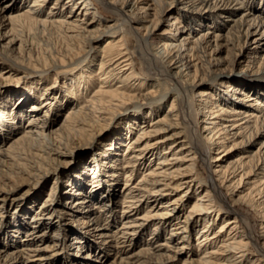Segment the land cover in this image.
Returning a JSON list of instances; mask_svg holds the SVG:
<instances>
[{
    "label": "bare ground",
    "instance_id": "bare-ground-1",
    "mask_svg": "<svg viewBox=\"0 0 264 264\" xmlns=\"http://www.w3.org/2000/svg\"><path fill=\"white\" fill-rule=\"evenodd\" d=\"M44 1L23 0L12 8L7 6L5 30L0 32L4 40L0 58L12 57L25 67L22 73H40L39 77H23L12 69L7 71L10 73L5 79L15 87L12 93L22 90L16 102L24 95L23 101L29 100V104L28 110L21 109L23 101L13 108L15 103L8 105L12 97L2 95L0 129L12 126L13 132L18 117L38 108L44 111L42 115H28L12 141L0 150V164L4 158L12 161L7 168L14 179L9 192L15 190L18 177L36 183L59 163L66 167L70 161L62 157L68 155L79 163L65 185L72 195H84L79 203H90L88 210L102 209L105 215L109 211L102 204L95 206L99 196L109 190L104 188L107 184L102 176L109 175L107 181H115L112 163L121 155L123 166L129 170L123 174L120 194L122 238L138 234L149 224L150 233L165 230L166 223L170 228L161 241L152 246L155 240L149 235L150 239L137 250L136 255L147 259L128 255L120 262L152 264L148 256H158L160 253L152 250L156 248L165 249L167 258L181 255V264H264V97L253 96L255 91L250 89H264V85L246 78L250 75L232 76L236 74L234 68L225 67L224 61V67L219 63L216 70L213 68L218 61L216 52L224 46L230 45L238 57L250 49L254 54L259 50L264 43V0H95L115 16L104 27L95 15L99 8L94 0H66L70 8L63 0H54L59 8L53 14V6L43 11ZM141 3L152 9L146 24L142 18L130 15L142 8L138 7ZM89 8L95 12L88 14ZM174 8L177 12L172 11ZM159 25L163 28L158 32ZM103 33L107 36L89 54L90 40ZM39 38L45 43L41 44ZM154 41L157 46L151 51ZM167 93L169 98L162 101ZM250 101L259 108L252 109ZM55 108L63 111L59 124L52 127L54 118L47 119V112ZM102 136L106 138L100 139ZM94 145L96 151L82 159ZM120 146L122 151L118 153ZM34 148H38L36 153L32 152ZM212 149L217 154H210L208 159ZM22 153L28 157L32 154L33 161H26ZM184 157L190 162L186 170L189 180L181 183L189 186L194 181V192L200 187L198 162L202 160L209 169L205 180L213 206L198 202L199 197L209 195L207 188L195 194L194 200L175 192L181 186L173 181L178 166L170 169L169 161ZM211 164H215L213 172ZM103 165L111 173H106ZM133 171L141 172L136 181ZM2 179L8 177L1 175ZM112 195L106 192L101 200L111 201ZM53 197L50 191L38 208L39 215L48 209L45 214L49 217L55 214L57 210L51 208ZM243 204L260 217L259 234L250 231ZM99 222L98 215H87L83 221L96 229L102 226ZM216 222L219 225L213 229ZM240 228H245L240 230L243 234L234 237ZM18 231L14 225L13 232ZM25 232L30 239L33 231ZM190 233L195 240L191 248ZM100 236L111 235L101 232ZM73 238L79 247L82 236ZM106 240L103 244L109 252L116 254L125 248ZM130 240L124 238L123 242ZM252 247L257 255L249 262L247 255L242 257ZM25 250L31 249L24 245L13 250L15 255L10 259L22 257L28 253ZM258 257L262 259L259 263Z\"/></svg>",
    "mask_w": 264,
    "mask_h": 264
},
{
    "label": "rangeland",
    "instance_id": "rangeland-1",
    "mask_svg": "<svg viewBox=\"0 0 264 264\" xmlns=\"http://www.w3.org/2000/svg\"><path fill=\"white\" fill-rule=\"evenodd\" d=\"M22 1L23 0H0V32L5 30V27L3 28V26L6 23L4 17L7 12V6L12 5V8L13 6H15V4L20 5ZM30 1L31 0H26V3H29ZM94 2L96 3L97 8H99L98 12L95 15L102 20L103 27L113 22L112 20L115 18V16L112 13L107 12L102 4L96 2L95 0ZM42 3V9L45 12H48L50 10V6H53V8L51 9L52 14L56 12L57 8H59V5H54V0H45ZM63 4L66 8H70L71 6L69 5V3H66V0H63ZM138 7L142 8L133 10V12H131L130 14L131 17L142 18L145 24L149 23L148 20L150 19V14L152 12L151 6L141 3ZM172 11L177 12V9L174 8ZM91 12H95V9L89 8L88 14H90ZM159 28L160 29L158 30V32L162 31L163 26L159 25ZM36 35L38 36V34ZM105 36H107V34L103 33L98 38L90 40V47H92V49H90L89 54L94 51L93 46H96L99 41ZM39 40V42L41 43L42 39L39 38ZM44 41H42V43ZM3 42L4 40H2V37H0V44H2ZM156 46L157 41H154L151 46V51H154L156 49ZM252 47H254V45H252ZM86 50H88V48ZM218 50L215 56L218 61H213L214 70L217 69L219 63V67L231 66L236 72V74H232V76L245 77V75H250V77L246 78H249L250 80L254 81H260L261 84L264 85V43L261 45V47L255 54L251 53L252 49H250L249 53L245 54L242 57L236 56L235 50L230 45L224 46L222 50ZM142 51H144L143 48ZM221 61L225 62L224 66H221ZM22 68L25 67L20 66L17 62L12 59V57L7 58L6 56H3L0 58V102L1 96L8 94L9 97H12V100L8 103V105L12 106V103H15L13 108L18 105V102L23 101L24 95L20 100H18V102H16L17 96L20 95L22 90H19V92L18 90H16L14 91V93H12V90L15 88L14 84L11 81L8 82V78L5 79V76H7L8 73L11 72L10 69H12V71L14 70L13 73L17 76H40V73H22ZM8 70H10V72H7ZM170 88H173V86H170ZM250 89L252 91H255L253 93V96H257L259 98H261V96L264 97V89L258 90L257 86H251ZM16 92L17 94L14 95ZM247 92L251 93V91L249 90ZM169 94L170 93H167L165 97H163L161 100L165 101L167 98H169ZM249 95L251 96L252 94ZM39 98L40 96L38 97V99ZM40 102L41 101L38 100V102L36 103L39 104ZM28 104L29 100L23 101L21 104V109L28 110ZM250 105L252 106V109L259 108L253 105V101L252 103L250 101ZM141 110L144 109H138V111H140V114H143V111ZM62 111L63 108L59 109V111L55 108L49 109V111L47 112V119H51V117L54 118V124L52 127L59 124L62 116ZM254 111L257 112L258 110ZM43 112V108H38L32 114H28V112H26L25 115L18 117V119H16L18 124L14 127L13 132L12 126V128L4 127V129L2 127V129H0V150L5 148L12 141V139L14 138V133H16L17 131V128H21V125L25 124L28 115H33L34 113L42 115ZM194 113H197V110L194 109ZM161 114L162 113H160V115ZM196 117L199 123H201V114L198 113ZM6 125L8 126V124ZM206 133L207 132L202 133L201 136H204ZM105 138L106 136H102L100 139ZM96 147V145L92 146L91 149H89L83 154L82 159L86 160V157L96 151L94 150ZM36 149L38 148L32 149V152L36 153ZM118 149V153H121L122 147L120 146V148L118 147ZM210 154H217V150L215 151L212 149L208 153V159H210ZM22 155L20 156L25 158L27 156L26 161H28L29 163L33 161L31 157L32 154L29 157L28 155H25V153H22ZM64 158H67V160L70 161V164L65 167L62 163H59L60 165L57 169H50L48 174L37 180L36 183H34L32 180H23L21 179V177H18V181H16L15 183V190L11 193L8 189L9 185L14 184V179L7 174V168L12 163V161H9L6 158L3 159V164H0V264H109L113 263V261L114 264H124L119 260L120 258H122V260L126 261L127 257L129 258L128 255H135L134 257L140 258V260L147 259L145 256L136 255L137 250L142 247L144 241H148L150 239L149 235H151V237L153 236L151 240H155V242L153 241L152 246L156 244L157 241H161L163 237L167 235V232L170 228V224H165V230L158 229L157 231H153L152 233H150L152 230V226L149 224L138 234L126 236L124 235L125 239L129 238L131 240L127 241L126 243L123 242V234L120 233L121 231L119 232V227L121 225L120 219L123 217V214L121 213L122 203L120 194L124 186L123 174L129 173V170L123 166L124 162L121 160V155L120 159L114 160V162L112 163L114 164V175H117L115 181H107V179L110 177L109 175L102 176V179H106V182L103 183L107 184V186L104 185V188H109V190L105 191L102 196L104 197L106 195V192L113 193L112 200L102 201V196H99V198L96 200L97 203L95 204L96 207H99L100 204H102L103 208L109 211L107 214H105L106 216L103 214L102 209H94L91 211L88 210L90 207V203L88 204V202L79 203V201L83 202V200L85 199L84 195L71 194V191H69V187L65 185V181L68 178V175H72V172L78 169L77 165L79 162L77 163L74 158H70L68 155H63L62 160L65 161ZM73 159L75 160V162ZM104 160L107 161L106 159ZM169 162L170 164L168 165V167L170 166V169H175V167L178 166L177 171L174 172L175 176L173 178V181L177 183L180 182L181 186L178 190H175V192H183V195H185L186 199H191L192 197V200H194L196 199L195 194L197 195L198 192H203L204 188H207L209 195L207 197H199L198 202L213 206L214 201L210 202L208 199L209 197H211L212 193L209 190L210 188L207 187L208 183L205 180L209 169L202 162V160L198 162L199 171L202 174V179L198 181V185L200 187L195 192L194 189L197 185L194 184V181H192L189 186H187V183H181L182 181L189 180V173L186 171L187 169H189V158L184 157V159L182 160L175 159L172 161L170 160ZM214 165L215 164H211L210 167V171L212 172L213 170H215ZM103 168L104 170L108 169L107 165H103ZM107 171L108 172L106 173H111V171ZM134 173L135 171L132 172V177H134V181H136L140 177L141 172L137 171L136 174ZM1 175L8 177V180H1ZM10 179L13 181L10 182ZM88 179L89 176L86 178V182ZM2 182L8 184H3ZM86 188L87 190H89L90 186ZM201 188L203 190H201ZM222 190L223 192L225 191V189ZM50 191H52V193L54 194V201L51 208L56 209L57 211L55 212V214L52 215V217H49V215L45 214L49 209L46 210L44 214L42 213V215H39V212H37L38 208ZM96 194L97 193L94 194L93 198L96 196ZM75 198H78L77 202L74 200ZM243 206L244 208L242 209V212L248 218V227L250 231H254L255 234H259L260 217L247 204H243ZM185 210L187 211V208H185ZM134 211L135 210H133L132 212ZM202 213L206 214L204 210L202 211ZM179 214L182 213L179 212ZM87 215H90V217L93 215L100 216L101 222L99 223H101L102 226H99L98 229H96L94 228L95 225H88L86 223H83V221L86 220ZM14 225L18 226V232H13ZM218 225L219 223L216 222L213 225V229H215ZM241 225L243 226L244 224H242L241 222ZM104 226L106 228H103ZM211 229L212 227L209 229V231H211ZM243 229L245 228L238 229L239 232L236 233L234 237L237 236L238 238L239 235H242L243 232L240 230ZM25 230L33 231L32 234L29 236L30 239L28 240L26 232L24 233ZM101 232H105L107 234H110L111 236L104 238L103 236H100ZM77 234L82 236V238H80L82 242L79 243V247H81L79 250L77 249L79 248L77 247L78 243H76L73 238ZM237 238L235 240H237ZM104 239H107L106 241H111L110 244H116L117 248H125L122 252L118 251L116 254H114V251L109 252L105 248V244H103ZM259 240L261 239L259 238ZM194 242V234L190 233V236L188 237V247L191 248V246L194 245ZM128 243H134V245H127ZM24 245H27L28 248H30L31 250H25L28 253H23L22 257L18 256L16 259H10L12 258L11 256H13L14 254L13 250L18 249L19 247H24ZM207 246L208 245L206 244V247ZM211 246L212 245H210V247ZM152 250H155V252L160 253L158 256H148L150 261H152V264H181V255L179 254H177L176 257L174 256V258H167L165 257V254L167 252L165 251V249L156 250V248H154ZM246 255V259H249V262H252V258H255V256L257 255V250L252 247L251 251L246 252L242 258H244ZM260 260L262 261V259L258 257L257 263L261 262Z\"/></svg>",
    "mask_w": 264,
    "mask_h": 264
}]
</instances>
